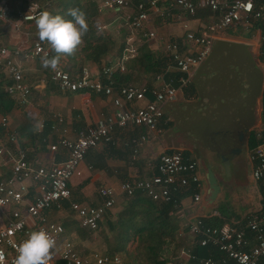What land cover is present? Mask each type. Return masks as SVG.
<instances>
[{
	"label": "built area",
	"instance_id": "built-area-1",
	"mask_svg": "<svg viewBox=\"0 0 264 264\" xmlns=\"http://www.w3.org/2000/svg\"><path fill=\"white\" fill-rule=\"evenodd\" d=\"M131 0H101L98 10H128ZM132 6V5H131ZM199 10H208L212 19L200 27L199 33L188 26V20ZM42 9L32 4L17 12L12 28L17 30L19 23L35 24V18ZM178 24L183 31V42L165 40L155 31L147 29L150 19ZM10 10L0 5V21L9 22ZM129 34L125 39L121 55L113 62L99 68L92 74L81 67L74 73L61 69H50V81L61 92L95 93L110 99L113 111L101 116L92 126L80 131L73 140L59 139L49 147L54 152L58 147L66 150L63 161L49 168L32 165L20 150L8 154L11 168L7 176L0 178V212L11 207L9 216L0 225V264H14L18 245L33 230L45 228L56 241L49 264L61 261L63 264H120L117 255H82L74 250L63 236L60 224L47 220V212L60 207L70 197L68 184L73 176H79L78 167L90 148L97 144L114 145V129L126 130L143 127L148 132L160 133V126L169 123L162 112L163 104L175 100L177 94L190 83L195 68L210 52L213 40L224 31L241 28L244 33H258V43L264 44V0H137L127 15ZM96 26L95 30L100 31ZM137 41L144 43L160 42L165 67L151 75V84L117 83L116 72H124V62L135 55ZM50 56L39 39L30 44H19L8 48L0 46V71L8 79L3 86L6 94L23 103L29 90L22 82V72L16 60L28 61ZM0 127L7 133V118H0ZM255 145L248 150L247 162L250 165V179L258 185L264 196V115L254 131ZM10 140L13 136L9 134ZM145 141L143 136L132 140V152ZM6 149L0 144V158ZM153 172L147 178L124 181L119 190L126 196L136 192L145 194L151 201L167 203L176 194L191 192L192 202L200 199L202 186L197 175V165L184 158L180 151L161 153L154 163L148 165ZM98 195L102 203L97 206H82L69 203L71 212L81 228L95 231L105 210L113 205L114 190L101 187ZM264 199V198H263ZM173 210L170 212V215ZM182 217V218H181ZM182 226L199 247H210L218 253L217 258L207 257L198 264H260L264 260V211L248 213L245 225L237 227L223 223L209 226L200 218L185 219ZM185 260L192 259L184 247L177 250Z\"/></svg>",
	"mask_w": 264,
	"mask_h": 264
},
{
	"label": "crops",
	"instance_id": "crops-1",
	"mask_svg": "<svg viewBox=\"0 0 264 264\" xmlns=\"http://www.w3.org/2000/svg\"><path fill=\"white\" fill-rule=\"evenodd\" d=\"M92 1L96 3L98 12L93 24L94 34L96 36L108 34L118 46H121L125 42L124 38L129 34L127 15L137 0H131L132 6L130 5L128 10L118 11L98 10L101 0ZM14 2V0H0V5L10 10L9 22L0 21V46L8 48L22 43L28 45L33 40L39 39L36 24L19 23L17 30L12 28L15 15L17 12L23 11L17 8L21 5V0L18 6ZM11 3L12 6L16 5V8H12ZM32 4L35 3H28V6ZM37 5L42 9L41 4ZM207 14L205 10L197 11L195 16L188 20L189 28L199 33L200 27L211 20ZM96 26L101 27L99 32L95 30ZM146 28L155 31L165 40L183 42V31L178 24L151 18ZM237 30L224 31L223 34H219L213 40L208 55L192 72L190 83L177 94L181 99L163 104L162 112L170 121L160 126L159 134L148 132L143 127H134L122 131L114 129L112 132V137L116 141L114 145L97 144L86 151L78 167L79 176H73L69 181V199L63 201L60 207L53 206L47 212L49 222L69 225V231L63 229V236L70 242L75 251L82 255L91 253L103 255L101 253L102 248L95 245V237L91 236L90 232L94 231H88L79 226L77 218L69 208V203L97 206L103 201L98 195L99 188L109 187L113 189V205L111 209L105 210L99 221L102 223L106 215L117 212L127 197H131L121 193L119 185L124 181L147 178L153 173L148 165L154 163L156 157L163 152L180 151L184 158L196 163L197 173L199 165L202 168L203 177L210 175L215 181L213 195H211L209 181L205 180L204 186L200 182L202 190L197 203L192 202L191 192L175 195L177 207L173 208L171 216L176 219L178 233L186 236L189 241L192 240V237L182 226L184 221L180 219V216L191 220L200 218L206 224L207 222L213 224L209 226L227 223L243 227L245 225L244 219L248 213L264 211L262 191L257 184L251 182L250 178L246 182L242 164L234 163L238 158L242 162H247V153L251 149L246 147L248 137L253 136L255 140L254 131L264 115L262 107L264 44L258 43V33H244L243 30L240 32ZM238 33H244V35L236 36ZM246 35L252 37L253 41L249 40ZM43 44L50 56L53 55L50 45L46 42ZM136 44L145 43L137 41ZM146 44H152L151 52L154 51V48L161 52L160 42ZM81 46L82 43L77 50ZM119 57L105 56L101 59L100 67ZM207 63L210 64L214 74L212 80L209 78V73L204 72V68H202ZM16 64L20 66L22 82L27 86L29 93L23 103H19L7 94L11 98L12 104L6 112L0 106V118L2 116L7 118V133L0 127V144L6 149L0 158V178L9 174L11 159H8V154L14 153L16 150L24 152L26 159L32 165L49 168L51 165L60 163L66 157V150L58 147L54 152H51L49 147L52 144L62 138L73 140L80 131L92 126L98 118L109 115L113 111L110 99L101 94L59 91L50 81V68L42 67L39 59L16 60ZM59 65L62 70L68 73H74L81 67L87 68L92 74L99 71V67L80 55L75 56L71 62L62 57ZM198 77L200 83H197ZM151 82L150 75L139 76L138 80L129 83L150 85ZM7 83L8 79L0 71V89L3 90V86ZM205 104L210 107L212 119L213 115H216L218 128L223 130L224 134L220 133L223 136L219 140H224V144L228 145L214 153L218 154L217 157H213L215 160L206 156L198 147L188 143L186 132L182 128L178 130L180 127L174 123L175 119H178L180 111L186 106L191 107L195 117H201L198 116V113L204 112V109L199 110V107ZM9 134L13 136L12 140H10ZM238 134L242 136L239 153H232L226 171L227 176L229 175L228 179L222 178L223 182H221L215 177L217 169L221 168L222 174L225 172L224 164L220 161L219 155L238 146ZM140 136H143L145 141L133 153L131 141L138 140ZM242 149L243 151H241ZM226 181L229 182L226 183ZM252 184L254 188H252ZM224 195L230 196L231 200L236 199L235 203L238 204L230 208V212L225 210V214L222 212L221 206L216 208L218 201H222L223 204L224 200H227ZM241 198L243 202L239 204L238 200ZM10 209L11 207L5 208L3 215L0 212V225H3L6 217L9 216ZM83 232L87 235L90 234L91 238L81 236ZM78 243L81 246L76 248ZM83 250H86L87 253ZM184 250L189 252L186 246ZM175 253L177 256V259L174 260L175 264H192L187 262L185 257H178L177 250Z\"/></svg>",
	"mask_w": 264,
	"mask_h": 264
},
{
	"label": "trees",
	"instance_id": "trees-1",
	"mask_svg": "<svg viewBox=\"0 0 264 264\" xmlns=\"http://www.w3.org/2000/svg\"><path fill=\"white\" fill-rule=\"evenodd\" d=\"M28 3L41 4L42 11L47 10L54 15H63L65 19H71L67 15L68 10L71 8H80L86 12L89 31L83 37L80 49L74 55L64 56L67 61L71 62L75 56L80 55L100 68L101 59L105 56L119 57L121 55L124 43L118 46L110 35L102 34L96 36L94 34L93 24L98 12L96 3L92 0H21V5L17 8L24 10L27 8ZM10 5L12 6V3ZM14 7L12 6V8ZM205 13H208L209 19H212L213 15L211 12L205 10ZM260 33L264 35L263 26ZM134 44L135 55L124 62V72H116L115 81L117 83L136 81L139 76L154 75L165 67L164 55L156 48L151 52L152 44ZM262 97V107L264 109V89ZM11 104V98L0 89V106L6 112ZM254 144L253 136H249L246 147L249 149ZM176 199L174 197L175 201ZM172 210V201L167 203L151 201L145 194L136 192L131 197H127V200L117 212L112 215H104L103 222H98L96 230L90 233L91 236L95 237V245L102 248L101 253L103 255L119 256L120 264H127L126 258L132 247L134 249L132 254L137 259L138 264H173L174 260L177 259L175 253L176 245L183 240L185 242L186 239L182 238L183 235L178 233L176 219L169 214ZM207 224L213 225L209 224V222ZM61 225L64 230H70L68 224L63 223ZM81 236L91 238L90 234L87 235L85 232ZM191 241L187 239L186 242L189 254L192 256V259L187 262L198 264V260L201 258L218 257V253L212 248L199 247L194 243L193 239ZM80 246L78 243L76 248ZM83 251L87 253L86 250ZM56 264L63 263L57 261ZM260 264H264V260Z\"/></svg>",
	"mask_w": 264,
	"mask_h": 264
},
{
	"label": "clouds",
	"instance_id": "clouds-1",
	"mask_svg": "<svg viewBox=\"0 0 264 264\" xmlns=\"http://www.w3.org/2000/svg\"><path fill=\"white\" fill-rule=\"evenodd\" d=\"M63 15L44 10L35 18L39 40L50 45L51 56L41 58L42 67L55 71L61 58L74 55L89 31L87 14L80 8H71ZM56 241L43 227L33 230L17 247L14 264H49Z\"/></svg>",
	"mask_w": 264,
	"mask_h": 264
},
{
	"label": "rangeland",
	"instance_id": "rangeland-1",
	"mask_svg": "<svg viewBox=\"0 0 264 264\" xmlns=\"http://www.w3.org/2000/svg\"><path fill=\"white\" fill-rule=\"evenodd\" d=\"M14 4H16L17 6L20 3V0H14ZM15 5V6H16ZM238 32L242 31L241 28H237ZM223 34V33H221ZM237 35H244V33H238ZM247 38L251 41H253V38L246 35ZM212 63V62H211ZM202 68H204V72L209 73V78L210 80H212L213 78V71L212 68L210 67V64L207 63L206 65H204ZM211 74V75H210ZM197 83H200V78H197ZM181 98L179 97V95L176 96L175 100H180ZM204 112H200L198 113V116H201L199 118H197V116L195 117L194 112L191 111V107H184L180 112V115L178 117V119H175V125L177 127H180L178 130H180L181 128L186 132V138L188 143L193 144L194 147H198V149H200V151H202L204 154H206V156L211 157L213 160H215L213 157H217L218 154H214L215 152H218V149H223L224 147L228 146L225 145V141L222 140L220 141L219 139H222L223 136V130L219 129L217 122H216V115H213V119H212V113L210 110V107L208 105H201L199 107V110H203ZM169 129L167 130V134L169 133ZM174 127H173V131H174ZM226 132H228V130H226ZM225 132V133H226ZM220 133H223L222 135ZM243 151V149L241 150ZM242 157H243V152H242ZM234 162V161H233ZM235 164L237 165H241L243 167V171H244V177L246 182H248L249 178H250V165L247 162H242L241 159H237L235 162ZM201 167L198 165V176H199V180L202 183V185L204 186V183L206 182L204 177H203V172L201 171ZM229 176V175H228ZM225 172H221V168L216 170V175L215 177L223 182V179H228V177ZM251 180V179H250ZM229 181H226V183H228ZM232 182V181H231ZM252 182V181H251ZM233 183V182H232ZM254 184V182H252ZM251 185L252 188H254V185ZM251 188V189H252ZM226 201L224 200V203L222 204V201H218L216 203V208H218L219 206H221L222 212L225 214V210H227V212H230V208H232L233 206H236L238 204H236V199L231 200L230 196H226ZM243 200L241 198V200H238L239 204H242ZM220 203V204H219ZM182 238H185V242H181L178 243L175 247V250H178L181 246L183 247H187V237L183 236ZM189 241V239H188ZM180 245L178 248L177 246ZM130 251V250H129ZM133 247L131 248V251L128 255V257L126 258V262L127 264H138L137 259L133 256ZM122 263V261H121Z\"/></svg>",
	"mask_w": 264,
	"mask_h": 264
},
{
	"label": "water",
	"instance_id": "water-1",
	"mask_svg": "<svg viewBox=\"0 0 264 264\" xmlns=\"http://www.w3.org/2000/svg\"><path fill=\"white\" fill-rule=\"evenodd\" d=\"M143 1H145V0H143ZM237 140H238V146H236V148H234L233 150H230L229 152H226V153L219 155L220 161H222V164H224V170H225L226 175L228 174L226 171L228 170V164H229V161L231 160L232 153H236L239 151L240 144L242 142L241 134L237 135ZM204 179L209 181L211 195H213L214 194V188H215V185H214L215 181H214L213 176L207 175L204 177Z\"/></svg>",
	"mask_w": 264,
	"mask_h": 264
}]
</instances>
